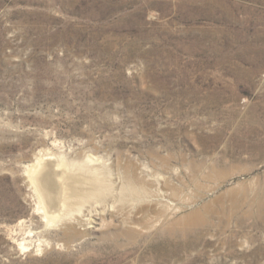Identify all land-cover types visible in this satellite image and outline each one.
I'll return each instance as SVG.
<instances>
[{"label": "rangeland", "instance_id": "obj_1", "mask_svg": "<svg viewBox=\"0 0 264 264\" xmlns=\"http://www.w3.org/2000/svg\"><path fill=\"white\" fill-rule=\"evenodd\" d=\"M87 159L133 213L68 210ZM0 264H264V0H0Z\"/></svg>", "mask_w": 264, "mask_h": 264}, {"label": "bare ground", "instance_id": "obj_2", "mask_svg": "<svg viewBox=\"0 0 264 264\" xmlns=\"http://www.w3.org/2000/svg\"><path fill=\"white\" fill-rule=\"evenodd\" d=\"M51 154L52 153H48V152L46 154H43V155L37 154L38 156H36L35 160L33 161L34 164L31 165L32 170L33 169L37 170V172H36L37 174L34 175L33 181L36 182V184H37L36 186H38L37 187L38 191L41 194L40 196L43 199L40 202L42 205L40 206L39 210L40 211L43 210L41 212H42V214L45 215V218H49L50 212L48 209L49 206L47 204L43 205V202L46 203V201H47L50 204V206H53L58 202V199L60 196L58 191H57V188H55L53 186L54 184H53L52 180H55V179L50 178L51 176L49 173V171L51 172L50 168L54 165V162L52 163L50 161L49 163L46 164L47 161H43L45 159V156H50ZM44 162L46 165L42 166ZM93 162H94V160L87 159L85 161V164L81 165V169L83 171H86L87 172L86 175L88 176V178L86 177L87 180L82 187H79L80 184H79V186H77L78 183H81V185L83 184L82 182L79 181L80 179L76 180L78 182L76 186H75V184L72 183L73 181H70L68 190L65 193V198H66L65 202L68 203V207H69L68 210H70V212H73V211L79 212L80 211V213L83 216V218L81 217L82 218L81 223L84 224L85 226L90 224L91 222H96V220L99 219L100 214L98 212V209L100 207L101 208L102 207L103 208L108 207V205H110V204L113 208L119 205L121 210H123L127 213L128 212L133 213L134 210L137 208V204H139L138 201L140 200V198L143 197L142 193L139 192V189L137 190V184H140L139 183L140 179L137 178L136 175L131 173L132 171L129 172L128 174H126L127 184L133 186V189H132L133 191H134V189H136V190L131 193L132 195L130 194L131 198L125 197L123 192H121V191L119 193L120 196L118 197L116 195L117 193H115V191H114V187L112 186V184L109 185L108 184L109 182H106L105 178L100 177V175H99L100 172H97L98 169H97V167L93 166L94 165ZM39 168L41 170H38ZM78 172H79V170H78ZM101 172H103V171L101 170ZM82 174H83V172H82ZM79 176H81V175H79ZM78 178H80V177H78ZM71 179L72 178H70V180ZM171 189H173V188H171ZM173 190H172V194H170L168 192V194H164V195H161V194L160 195L154 194L153 196L150 195L151 197L157 196L158 198L162 199V203H163V206L165 208L166 214L168 212H171V210H173L175 208V203L171 202V200H174L176 202L178 201L176 198L182 200L181 199L182 196H180L179 192L178 191L173 192ZM157 201H158V199H157ZM162 203L160 205H162ZM98 204H101V205H98ZM188 204L190 205L188 200H185V201H183L182 206H180V208L185 209L186 206H189ZM80 213H79V215H80ZM160 214H161V212H160ZM133 223H135V221L130 222V224H132L134 226ZM201 224H202V219H201V216L199 215V213L198 212H192V213L170 223L169 227L167 228V231L170 234H175L176 232H178L179 230L182 229L181 231L186 233V231H188L189 228L192 229L193 226H196V225L199 226ZM136 230H137V228L131 227V229L129 230V234L132 235V234L136 233ZM184 235H186V234H184Z\"/></svg>", "mask_w": 264, "mask_h": 264}]
</instances>
